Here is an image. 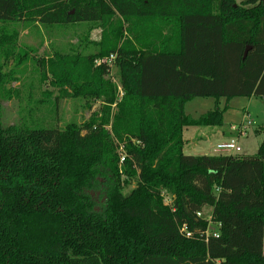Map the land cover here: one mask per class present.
Segmentation results:
<instances>
[{
    "label": "trees",
    "instance_id": "obj_1",
    "mask_svg": "<svg viewBox=\"0 0 264 264\" xmlns=\"http://www.w3.org/2000/svg\"><path fill=\"white\" fill-rule=\"evenodd\" d=\"M116 15L129 33L119 47L82 69L48 63L54 84L105 104L84 125L5 126L0 68V264H264V141L252 158L184 152L185 129L223 126L222 99L264 98V1L0 0V23ZM5 44V60L20 56ZM110 54L119 103L109 66L94 65ZM196 98L216 104L194 120L185 104Z\"/></svg>",
    "mask_w": 264,
    "mask_h": 264
},
{
    "label": "rangeland",
    "instance_id": "obj_2",
    "mask_svg": "<svg viewBox=\"0 0 264 264\" xmlns=\"http://www.w3.org/2000/svg\"><path fill=\"white\" fill-rule=\"evenodd\" d=\"M236 1L242 2V0ZM119 18L116 15L107 25L77 23L48 26L31 22L0 23V42L16 46L21 53L20 56H23V58L16 56L5 60L0 53L1 74L8 75L7 82L2 86L4 90L1 88L4 93L3 98L1 97L4 125L25 124L35 128L64 130L69 124L81 126L94 117H101L102 107H105L102 100L74 97L69 87L54 84L56 78L52 76L48 63L62 61V64L66 62L71 65L80 59L79 69H82V62L85 59L106 51L114 44L119 47L123 38H129L127 30L123 38L118 35L119 21H122ZM7 49H11V46L9 45ZM110 55H114L115 59L107 64L109 68L105 79L115 88L119 103L124 95L120 69L116 65L117 54ZM110 55L95 59L94 65L106 64L103 61ZM41 61L44 62V66ZM57 74L61 73L57 72ZM215 102L213 98L193 99L185 104V114L197 120L213 110ZM116 106L117 104L111 107L112 114L117 112ZM219 106L224 111L223 126L220 129L235 127L240 130L243 127L247 131L246 137H240L239 134L232 132V140H235L242 150L235 156L255 157L260 144L264 141V134L257 133L264 126V98H234L228 103L222 99ZM197 128L202 127L185 129V154L214 155V146L219 142L213 140L204 147L198 145L195 147L194 141L198 143L202 139L195 136ZM123 150L122 146L118 148L120 155ZM134 187L133 183L123 184V193L128 194ZM101 193L98 190L95 198H100ZM165 202L170 204L171 200L166 197ZM210 214V209L205 210L208 219ZM210 226L215 227L213 222H210Z\"/></svg>",
    "mask_w": 264,
    "mask_h": 264
},
{
    "label": "crops",
    "instance_id": "obj_3",
    "mask_svg": "<svg viewBox=\"0 0 264 264\" xmlns=\"http://www.w3.org/2000/svg\"><path fill=\"white\" fill-rule=\"evenodd\" d=\"M252 98H256V97H252ZM252 98H250V99H252ZM215 104H216V102H215ZM219 105H220V103H219ZM185 131L186 130H184V133H185ZM232 135H233V133H232L230 128L229 129H223V130L220 128H214V127L197 128L195 131V136H198L199 139H201V138L202 139L198 143H196L194 141V144H196L195 147H198V146L204 147V145L208 144L210 141L212 142L213 140L216 142H219V144H220V143H224L226 141H230L232 139ZM216 146H214V152H215ZM214 155H218V154L215 152Z\"/></svg>",
    "mask_w": 264,
    "mask_h": 264
},
{
    "label": "built area",
    "instance_id": "obj_4",
    "mask_svg": "<svg viewBox=\"0 0 264 264\" xmlns=\"http://www.w3.org/2000/svg\"><path fill=\"white\" fill-rule=\"evenodd\" d=\"M115 59L114 55H111L108 59H106V64H109V62H112ZM250 124V123H249ZM232 132H235L239 134L240 137H245L247 135L246 128H241L240 130H237L235 127L231 128ZM215 152L218 155H226V156H235L238 153H241L242 150L238 146L237 142L235 140L226 141L224 143H220L216 146ZM187 237H191L190 234H187Z\"/></svg>",
    "mask_w": 264,
    "mask_h": 264
},
{
    "label": "water",
    "instance_id": "obj_5",
    "mask_svg": "<svg viewBox=\"0 0 264 264\" xmlns=\"http://www.w3.org/2000/svg\"><path fill=\"white\" fill-rule=\"evenodd\" d=\"M248 51H249V49H247V50L245 51L244 59L246 58V56H247V54H248Z\"/></svg>",
    "mask_w": 264,
    "mask_h": 264
}]
</instances>
